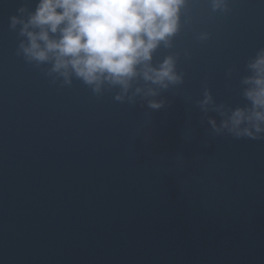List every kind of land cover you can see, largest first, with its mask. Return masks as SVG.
Instances as JSON below:
<instances>
[{
  "label": "water",
  "instance_id": "obj_1",
  "mask_svg": "<svg viewBox=\"0 0 264 264\" xmlns=\"http://www.w3.org/2000/svg\"><path fill=\"white\" fill-rule=\"evenodd\" d=\"M0 264H264V0H0Z\"/></svg>",
  "mask_w": 264,
  "mask_h": 264
}]
</instances>
